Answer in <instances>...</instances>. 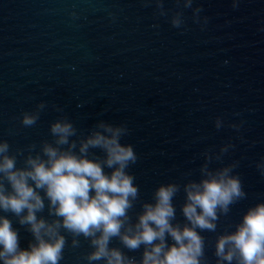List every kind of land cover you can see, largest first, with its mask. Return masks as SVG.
<instances>
[{
  "label": "water",
  "instance_id": "obj_1",
  "mask_svg": "<svg viewBox=\"0 0 264 264\" xmlns=\"http://www.w3.org/2000/svg\"><path fill=\"white\" fill-rule=\"evenodd\" d=\"M163 3L166 16L144 0H0V139L12 150L51 141L50 124L61 116L84 134L99 120L123 123L129 134L121 143L138 155L129 171L149 202L162 183H183L187 172L198 180L202 154L231 142L235 149L210 167L238 160L248 196L221 217L217 233H202L214 243L264 201L255 167L264 157V0H240L235 9L232 0H194L209 17L203 30L191 9H183L185 26L174 28L170 19L180 9L176 0ZM41 102L47 107L37 123L23 127L21 115ZM217 117L225 121L219 130ZM241 120L239 132L228 126ZM183 202L181 191L174 199L180 221ZM0 214L13 220L27 248L31 234ZM87 250L82 240L61 264H81L77 256ZM213 251L206 249L212 264Z\"/></svg>",
  "mask_w": 264,
  "mask_h": 264
},
{
  "label": "clouds",
  "instance_id": "obj_2",
  "mask_svg": "<svg viewBox=\"0 0 264 264\" xmlns=\"http://www.w3.org/2000/svg\"><path fill=\"white\" fill-rule=\"evenodd\" d=\"M239 2L232 0V7L238 8ZM153 3L159 15H167L163 0H144L145 6ZM193 3L176 0L180 10L171 16L174 28L185 26L183 9L192 10L193 22L202 30L207 25L209 17L201 16L203 8ZM46 107L41 102L35 110L24 112L21 125L34 126ZM244 123L228 126L239 132ZM224 124L222 117L216 118L218 130ZM49 132L51 141L23 149L12 150L7 140L0 139V213H10L32 237L22 248L20 229L8 215L0 214V264H61L66 250L80 249L82 240L89 250L77 256L81 264H212L208 247L214 249V264H264V201L248 207L239 222L231 225L234 230L218 233L214 243L202 235L217 233L221 217L247 199L235 171L238 160L210 167L234 150L235 144L225 143L218 152L206 150L198 180L187 172L183 183H162L149 202L141 201L140 187L129 171L138 155L133 145L121 143L129 134L125 124L99 120L84 134L61 116L50 124ZM255 167L264 176V157ZM181 191L183 221L177 219L174 204ZM114 240L121 246H113ZM124 249L140 255L129 256Z\"/></svg>",
  "mask_w": 264,
  "mask_h": 264
}]
</instances>
